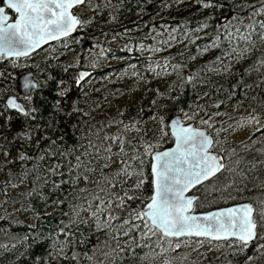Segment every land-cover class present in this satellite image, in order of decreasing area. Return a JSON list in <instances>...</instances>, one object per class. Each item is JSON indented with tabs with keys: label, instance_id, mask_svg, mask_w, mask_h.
<instances>
[{
	"label": "trees",
	"instance_id": "1",
	"mask_svg": "<svg viewBox=\"0 0 264 264\" xmlns=\"http://www.w3.org/2000/svg\"><path fill=\"white\" fill-rule=\"evenodd\" d=\"M84 7L90 12L73 36L27 59L0 58V105L18 74L32 71L38 84L25 99L35 109L27 118L0 107V174L26 187L0 194V264H264V127L249 145L222 149L223 170L193 191L195 212L250 202L258 225L252 244L161 239L154 228L145 236L141 211L152 191L150 154L173 142L169 117L203 127L214 151L222 125L194 118L229 107L264 111V0H87ZM78 70L92 72L87 83L75 82ZM140 79L149 87L132 93L128 81ZM125 93L133 97L116 105L111 124L124 137L114 143L101 109ZM161 117L164 130L152 143ZM22 126L31 129L30 143L13 140Z\"/></svg>",
	"mask_w": 264,
	"mask_h": 264
},
{
	"label": "snow or ice",
	"instance_id": "2",
	"mask_svg": "<svg viewBox=\"0 0 264 264\" xmlns=\"http://www.w3.org/2000/svg\"><path fill=\"white\" fill-rule=\"evenodd\" d=\"M83 2L84 0H0V4L3 5L0 6V53L16 57L27 55L28 51L38 47L46 39L67 36L80 24L69 9ZM6 9L15 14L13 23H7L9 17ZM246 27L250 29L253 25ZM260 27L264 28V23ZM260 38L264 40V34ZM241 39L250 40L251 36L241 35ZM82 78L81 76L80 79ZM80 79L75 82L79 84ZM29 87L35 88V84L29 81L25 84V88ZM66 91L64 89L57 94L63 96ZM0 107L14 108L25 118L35 111L32 107L27 109L21 107L14 103L12 98ZM73 110L75 111L74 106ZM185 118H187L186 115ZM160 123L165 125L163 117L160 118ZM167 126L172 129L176 147L171 151L157 152L150 158L152 191L151 196L145 198L148 201L144 204L146 211L141 210L144 228L148 230L144 235L147 236L155 228L163 236L169 237L188 235L211 237L218 240L234 237L246 247L256 235L258 227L253 218L254 210L249 204L227 208L221 212L208 213L202 218L189 214L196 197H186L185 192L214 176L224 167L208 150L212 139L191 126L182 127L178 121H173ZM163 130L162 127L161 132ZM31 135V129H25L22 126L20 131L13 133V140L19 139L30 143ZM150 147V145H145L146 152ZM4 155L7 157L8 152L5 151ZM18 158L25 159V153L21 151ZM128 175H131V172H128ZM143 183V180H139L134 187L143 185ZM132 198L128 197V199ZM261 215L264 217V212ZM137 218L141 217L137 216ZM124 223H127V220Z\"/></svg>",
	"mask_w": 264,
	"mask_h": 264
},
{
	"label": "rangeland",
	"instance_id": "3",
	"mask_svg": "<svg viewBox=\"0 0 264 264\" xmlns=\"http://www.w3.org/2000/svg\"><path fill=\"white\" fill-rule=\"evenodd\" d=\"M90 12V9L86 7H81L79 10L75 12L80 18H83L87 16ZM28 63V62H27ZM30 63V62H29ZM115 77H121L120 74L116 75ZM77 78V73H76ZM78 79V78H77ZM157 80V79H156ZM87 83V81H85ZM84 82V83H85ZM95 83H100V80L96 79L94 80ZM131 83L130 88L132 89V93L134 92H141L146 91L149 85L146 82V79H140L137 81H128ZM158 82V81H157ZM81 83V84H84ZM132 93H125L122 96V99L118 102L110 103L105 108L101 109V112L103 114V125L101 126L104 130V133L108 135L110 138V141H114V143H117L116 139L119 135L120 138H123L124 135L121 134V130L118 128L117 124H111V119L113 118L114 111L116 109L117 103L119 104H126L129 103L132 100L133 94ZM23 102L27 105V102L23 100ZM168 117V116H167ZM252 117H255V119H252ZM170 118V117H169ZM168 118V119H169ZM184 123H192L195 125L194 121H188L182 117ZM197 119L199 122V125L201 126H209L217 124L223 127L222 135L214 148V151L220 152L222 149L226 148H232L234 146H242L245 143L255 139V135L258 133V131L264 127V111H257L252 112L251 110H235L233 107H229L226 109V111L222 113H213L208 118H194V120ZM202 121H204L202 123ZM168 122V121H167ZM196 126V125H195ZM198 128H202L200 126H196ZM162 128V124L160 123V120H157L153 123V128L151 129V138L152 143L157 142V140L160 138V131ZM249 144H245L247 146ZM160 150V149H158ZM13 169V168H11ZM2 174H0V194L1 192H5L11 195H15L17 191L26 190V187L23 186L21 182H14L9 178L10 173H7L5 169H2Z\"/></svg>",
	"mask_w": 264,
	"mask_h": 264
},
{
	"label": "water",
	"instance_id": "4",
	"mask_svg": "<svg viewBox=\"0 0 264 264\" xmlns=\"http://www.w3.org/2000/svg\"><path fill=\"white\" fill-rule=\"evenodd\" d=\"M86 0H84V2L82 4H78V5H73V7L71 9H69L70 13L77 17V19L80 21V18L78 15L74 14L73 11L75 8H78L80 6H82L84 3H85ZM0 6H3L2 4ZM6 14L8 15L9 19L7 21V23H13L14 22V18L11 19V15H14L15 14L11 11V10H8L6 9ZM81 23V22H80ZM80 27V24L74 28L70 33H68L67 36H59L55 39H46L44 41H42L38 47H34L32 48L30 51H28L27 55H22V56H19V57H16V56H9V55H6V54H3V53H0V58H3L4 60H22V59H26V58H29L31 57L32 55L40 52L41 50H43L44 48H46L47 46L53 44V43H56L58 41H61V40H64L66 38H69L71 36H73L77 29ZM86 73V75H84ZM77 76H78V79H80V77L82 76L83 78L80 79V82H84L85 80H87L90 76H91V72L90 71H87V70H79L77 72ZM186 80L189 81V76H186ZM29 81H31V83L35 84V88H25V84H27ZM37 81L34 77V74L32 71H27V72H24V73H20L16 76V80H15V87H14V90H15V93L14 94H9L5 100H4V104L6 103V101L9 99V98H12L14 103L20 105L21 107L26 108V105L24 104V102L20 99V98H27V97H30L32 92L35 91L37 89ZM9 111L11 112H15L17 114H19L14 108L12 109H8ZM20 115V114H19ZM173 121H178L180 123V125L182 127H188V126H191L193 129H198L202 132H204L206 135H208L211 139V135L205 130V129H202V128H198L196 127L194 124L192 123H184L183 119H182V116L181 115H173L172 117H170L168 119V122H167V125H171ZM168 132H169V135L171 136L173 142H172V145L167 147V148H163L161 150H155L151 153L150 155V158L152 155H154L155 153L157 152H165V151H171L173 149H175L176 147V141H175V138L173 137L172 135V129L171 127H168ZM213 145V139H212V144L209 146V152L213 155H215L217 158H218V161L220 163H222L224 165V162H223V158L221 156L220 153L218 152H214V151H211V147ZM223 170V168H221L214 176L212 177H209L207 180L203 181L201 184L199 185H196L195 188L193 189H189L187 192H185V196L188 197V196H195L196 199L194 200L193 202V208H194V203L195 201L198 199L197 195H194L192 194L191 192L196 189L197 187L201 186L202 184L208 182L209 180H211L212 178H214L216 175H218L221 171ZM150 176H151V164H150ZM243 204H249L252 208H253V205L250 203V202H240V203H235V204H231V205H228V206H225V207H221V208H217V209H212V210H209V211H205V212H193V208L192 210L190 211V215H194V216H197V217H203L205 215H207L208 213H216V212H221L227 208H235V207H238L240 205H243ZM142 209H144V206L142 207ZM254 210V208H253ZM144 211H146V209H144ZM142 215H143V212H142ZM254 218V217H253ZM151 226V225H150ZM152 227V226H151ZM155 229V228H154ZM156 230V229H155ZM160 233V232H159ZM161 236H163L162 233H160ZM256 235H257V229H256ZM256 235L253 237L252 240H250L248 242L247 245L249 244H252L254 241H255V238H256ZM165 238H169V239H182V238H194V239H205V240H208V241H211V242H222V241H231V240H234V241H237L234 237H229L227 240H224V239H214V238H211V237H197V236H188V235H181L179 237L177 236H163ZM239 242V241H237ZM241 243V242H240ZM242 244V243H241Z\"/></svg>",
	"mask_w": 264,
	"mask_h": 264
},
{
	"label": "flooded vegetation",
	"instance_id": "5",
	"mask_svg": "<svg viewBox=\"0 0 264 264\" xmlns=\"http://www.w3.org/2000/svg\"><path fill=\"white\" fill-rule=\"evenodd\" d=\"M77 10H79V9H76L74 12H76Z\"/></svg>",
	"mask_w": 264,
	"mask_h": 264
}]
</instances>
